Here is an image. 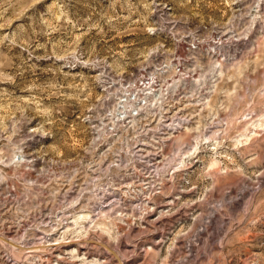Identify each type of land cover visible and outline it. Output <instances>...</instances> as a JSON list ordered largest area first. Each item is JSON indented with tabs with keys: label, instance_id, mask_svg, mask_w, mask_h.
Returning <instances> with one entry per match:
<instances>
[{
	"label": "rangeland",
	"instance_id": "rangeland-1",
	"mask_svg": "<svg viewBox=\"0 0 264 264\" xmlns=\"http://www.w3.org/2000/svg\"><path fill=\"white\" fill-rule=\"evenodd\" d=\"M0 264H264V0H0Z\"/></svg>",
	"mask_w": 264,
	"mask_h": 264
}]
</instances>
